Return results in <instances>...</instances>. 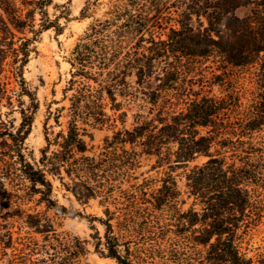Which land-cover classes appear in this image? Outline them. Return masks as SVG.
I'll use <instances>...</instances> for the list:
<instances>
[{
  "label": "trees",
  "instance_id": "trees-1",
  "mask_svg": "<svg viewBox=\"0 0 264 264\" xmlns=\"http://www.w3.org/2000/svg\"><path fill=\"white\" fill-rule=\"evenodd\" d=\"M99 1L88 0L82 17H91ZM53 3L0 0V107L10 109L7 117L17 111L21 118L15 126L0 113V214L22 216L16 221L29 230L16 237L14 223L0 218L3 264H88L87 240L60 234L50 211L86 220L95 231L96 251L117 264H264V251L249 256L243 247L264 219V148L254 143L255 133L264 129V0H110L105 15L94 19L72 51L67 131L59 133L60 142L47 135L37 160L27 153V139L41 105L25 67L38 53L43 32L60 34L61 20H69L65 11L52 17ZM208 61L256 68L259 99L248 118L230 120L241 107L239 96L205 94L190 84L188 72ZM117 90L161 106L155 116L138 114L132 128L117 129L99 155L89 154L87 129L80 123L111 121L109 103L111 110L122 109ZM127 115L123 111L120 117ZM215 143L231 145L234 153L247 145L241 164L213 152ZM142 154L168 165L160 180L139 181L135 171ZM201 156L207 160L190 167ZM180 167H189L193 202L186 210L173 174ZM53 179L83 210L59 201ZM95 200L102 215L86 212ZM32 201L35 208H23Z\"/></svg>",
  "mask_w": 264,
  "mask_h": 264
},
{
  "label": "rangeland",
  "instance_id": "rangeland-1",
  "mask_svg": "<svg viewBox=\"0 0 264 264\" xmlns=\"http://www.w3.org/2000/svg\"><path fill=\"white\" fill-rule=\"evenodd\" d=\"M94 1V0H92ZM88 0H54V3L49 6V12L52 17L56 14H60L65 11L69 14V20L63 18L61 21L64 25L62 33L57 34L54 29L43 32L38 45V53L34 52L31 55L30 61L25 67V77L29 81L30 85L35 91H37L40 100V110L37 114L33 130L27 139L28 155L30 157H41V151L47 146V135L51 139V142H60L61 138H58L59 133L67 131L68 122L70 120V106L73 90H70L67 95L65 89L69 86V81L72 78V65L70 58L72 57V51L80 39L84 36L91 23L95 18H101L105 15L109 9L110 0H100L99 5L94 9L91 17H82V9L86 6ZM246 10L239 11L240 14H244ZM161 33H165V30L157 29ZM31 36V34H29ZM165 38L166 35H163ZM256 68L242 69L237 67H223V64L218 62H204L197 64L186 75L188 80H192L195 90H200L205 94L228 96L235 94L239 96L241 107L237 114H231L230 120L235 121L237 117L246 119L248 116L246 112L252 109V105L259 99V79L257 76ZM133 85L134 89L140 88L135 83V78L128 79ZM93 85H96L91 81ZM78 88V84L75 85ZM118 102L122 103L121 110H111V103L107 107V112L111 116L112 120L104 124H83L80 125L87 129V135L84 136L89 145V154L99 155L104 150L106 138H112L114 132L117 129L123 127L132 128L135 124V119L138 114H144L146 116L153 117L157 114L160 104L154 106L149 103L146 97L142 94H138V97H123L120 95V91H116ZM17 103V102H16ZM162 104V103H161ZM154 108L153 113L151 109ZM126 111L127 116L120 117L121 113ZM10 112V109L6 106L0 107V113L3 114V119H9L15 122V126L20 123V113L15 112L6 116V113ZM237 116V117H236ZM122 119L125 123H122ZM221 138H216L215 142H218ZM254 143L257 146L264 148V129L255 133ZM130 148V146H127ZM56 146L53 144L51 150H54ZM138 151L141 149L136 147ZM238 151L234 153L231 151L232 146L222 148L218 143H215L212 151L222 152L227 156V162L231 163L236 161L237 164H241L240 158L244 156V148L247 145H238ZM257 162V156L252 157ZM140 166L135 171L136 176L140 178V182L144 177L147 178H160L164 175L165 171H168V165L164 164L159 166L156 164L157 157L148 156L142 154L139 156ZM207 160L206 156L199 157L195 162L190 163V167L197 163H202ZM264 163V162H263ZM188 168L180 167L175 168L173 171L174 176L178 181V185L183 192L182 198L186 200L185 204H182L184 210L188 209L193 202V198L189 197L186 171ZM132 183L136 180H131ZM54 192L62 204L70 207L72 204L76 208L83 210V207L76 201L75 197L70 193L61 183L59 179H53ZM160 181L156 182L154 187L160 186ZM129 183H124V186H128ZM264 196V188L261 189ZM35 208L36 202L32 201L23 208ZM38 210H43V206H37ZM7 210H4L3 214H0L2 222H9L13 224V230L16 232L15 236H25L29 231L21 219L20 215L16 218H10L6 215ZM88 214H103V208L99 204V200L92 201L90 205L86 207ZM55 220L57 230L63 236L79 237L82 240H87L88 252L83 257V261L88 264H117L115 260L100 255L94 246L95 240L92 234L95 231L90 227L86 220L80 218H72L62 214H56L53 211L49 212ZM21 218V219H20ZM19 219L20 221H16ZM101 228V227H100ZM102 229V228H101ZM244 249L248 248L249 256H257L258 253L264 251V219L256 229H254L249 236H247L243 243ZM2 253L0 251V264L4 261L1 259Z\"/></svg>",
  "mask_w": 264,
  "mask_h": 264
}]
</instances>
